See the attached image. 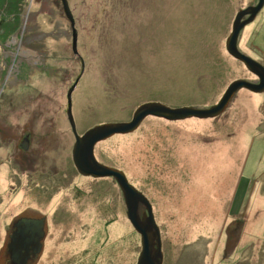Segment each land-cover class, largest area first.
<instances>
[{
  "label": "rangeland",
  "instance_id": "374dc122",
  "mask_svg": "<svg viewBox=\"0 0 264 264\" xmlns=\"http://www.w3.org/2000/svg\"><path fill=\"white\" fill-rule=\"evenodd\" d=\"M26 2L19 30L0 33V264H12L8 245L25 217L46 220L28 264H137L141 235L119 185L73 161L67 93L82 60L62 1ZM251 2L69 0L85 63L72 95L79 134L128 122L147 102L208 108L234 80H257L226 50ZM239 49L264 64V8ZM95 155L150 199L163 264H264V92L238 90L216 118L148 116Z\"/></svg>",
  "mask_w": 264,
  "mask_h": 264
},
{
  "label": "water",
  "instance_id": "95a60500",
  "mask_svg": "<svg viewBox=\"0 0 264 264\" xmlns=\"http://www.w3.org/2000/svg\"><path fill=\"white\" fill-rule=\"evenodd\" d=\"M64 13L72 27V48L76 57L82 60V73L67 93V116L75 136L73 147V161L78 172L84 176L94 178H113L119 185L127 207V217L135 230L141 235L142 249L137 264H163L164 252L162 248L161 229L155 218L153 205L150 199L139 191L128 179L124 171L100 162L95 155L96 145L116 134H127L139 128L148 116L164 118L170 121L186 118H216L229 107L233 97L240 89H247L254 93L264 92V64L239 49V38L245 27L252 23L264 8V0H258L246 8L239 10L233 22L232 31L226 40V50L235 59L241 61L257 80H234L218 103L208 108L169 107L161 102H147L140 105L128 122H108L96 125L82 135L79 134L73 115V92L83 74L85 63L78 51V32L76 21L71 10L69 0H61ZM247 16V17H246ZM246 17V18H245ZM29 146L28 138L22 142L23 149ZM44 218L25 217L15 225L8 245L12 264H28L36 258L42 250V241L45 238Z\"/></svg>",
  "mask_w": 264,
  "mask_h": 264
},
{
  "label": "trees",
  "instance_id": "16d2710c",
  "mask_svg": "<svg viewBox=\"0 0 264 264\" xmlns=\"http://www.w3.org/2000/svg\"><path fill=\"white\" fill-rule=\"evenodd\" d=\"M26 1L27 0H0V33L3 32L5 35H12L19 30L22 25L21 14L23 12L24 3H27ZM9 14L16 15L12 17L11 22H9L6 17Z\"/></svg>",
  "mask_w": 264,
  "mask_h": 264
},
{
  "label": "flooded vegetation",
  "instance_id": "af4514ba",
  "mask_svg": "<svg viewBox=\"0 0 264 264\" xmlns=\"http://www.w3.org/2000/svg\"><path fill=\"white\" fill-rule=\"evenodd\" d=\"M257 2H258V0H252L251 3H252V4H255V3H257ZM246 17H247V16H246ZM246 17H245V18H246ZM256 79H257V78H256ZM23 140H24V139H23Z\"/></svg>",
  "mask_w": 264,
  "mask_h": 264
}]
</instances>
